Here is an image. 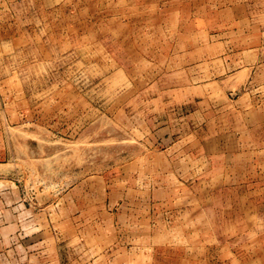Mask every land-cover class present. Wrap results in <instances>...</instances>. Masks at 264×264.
I'll list each match as a JSON object with an SVG mask.
<instances>
[{
  "label": "rangeland",
  "instance_id": "1",
  "mask_svg": "<svg viewBox=\"0 0 264 264\" xmlns=\"http://www.w3.org/2000/svg\"><path fill=\"white\" fill-rule=\"evenodd\" d=\"M0 264H264V0H0Z\"/></svg>",
  "mask_w": 264,
  "mask_h": 264
},
{
  "label": "crops",
  "instance_id": "2",
  "mask_svg": "<svg viewBox=\"0 0 264 264\" xmlns=\"http://www.w3.org/2000/svg\"><path fill=\"white\" fill-rule=\"evenodd\" d=\"M260 111V110H259ZM238 133H240V132H238ZM238 133H235L236 134V137H235V140H236V138H237V136H238ZM235 136V135H234ZM229 139H230V137H229ZM235 140H234V142H235ZM236 142L239 144V143H242V141L240 140V138L238 139V141L236 140Z\"/></svg>",
  "mask_w": 264,
  "mask_h": 264
}]
</instances>
